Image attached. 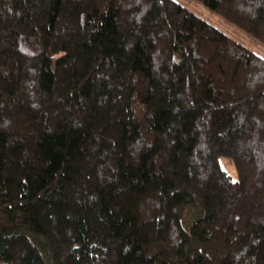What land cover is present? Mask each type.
<instances>
[{
  "label": "trees",
  "instance_id": "trees-1",
  "mask_svg": "<svg viewBox=\"0 0 264 264\" xmlns=\"http://www.w3.org/2000/svg\"><path fill=\"white\" fill-rule=\"evenodd\" d=\"M197 1L264 44V0ZM0 264H264V55L179 0H0Z\"/></svg>",
  "mask_w": 264,
  "mask_h": 264
},
{
  "label": "rangeland",
  "instance_id": "rangeland-1",
  "mask_svg": "<svg viewBox=\"0 0 264 264\" xmlns=\"http://www.w3.org/2000/svg\"><path fill=\"white\" fill-rule=\"evenodd\" d=\"M179 1L182 4H184L186 7H189L190 9H192L199 16L201 15L202 17L206 18L208 21L214 23L219 28L227 31L234 38H238L245 45H248L250 48L254 49L257 52L259 51L261 54L264 55V44L263 43H261L256 38H253L250 34L245 32L240 27H237L235 24L233 25L224 16H221L214 10L208 8L202 2L197 1V0H179ZM222 165L225 167V169L228 172H230L233 176L237 177L234 164L224 160L222 162Z\"/></svg>",
  "mask_w": 264,
  "mask_h": 264
}]
</instances>
